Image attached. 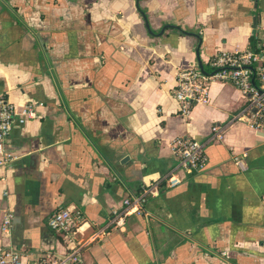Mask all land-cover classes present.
<instances>
[{"label":"crops","instance_id":"crops-1","mask_svg":"<svg viewBox=\"0 0 264 264\" xmlns=\"http://www.w3.org/2000/svg\"><path fill=\"white\" fill-rule=\"evenodd\" d=\"M252 36L264 45V0H0V98L38 113L5 140L0 251L14 246L23 264L66 255L54 211L80 209L89 235L177 163L175 138L206 141L246 97L213 80L185 117L177 73L199 60L210 72L214 53L248 49ZM205 158L149 197L153 219L127 216L82 264H264V121H233Z\"/></svg>","mask_w":264,"mask_h":264},{"label":"built area","instance_id":"built-area-1","mask_svg":"<svg viewBox=\"0 0 264 264\" xmlns=\"http://www.w3.org/2000/svg\"><path fill=\"white\" fill-rule=\"evenodd\" d=\"M210 72L204 73L199 67L191 65L177 73L173 96L180 103V112L188 117L198 103L209 102V82L228 81L242 90L246 97L244 107L225 123H214L211 135L206 141L194 137L179 136L173 140L172 151L178 157L177 163L160 178L141 186L138 193L124 199L122 205L110 209L109 219L89 235H82L79 228L85 221L80 209L62 207L48 218V225L56 232L65 246L64 256L45 254L31 264H82V251L90 244L102 239L114 227H123L125 219L131 214L144 215L153 219L152 213L144 207L149 197L157 196L161 186H175L180 183L179 169H200L204 166L205 146L210 140L224 139L227 126L235 120L246 118L252 126L258 127L264 121V45L260 49L218 51L210 59ZM38 113L33 104H24L18 108L14 103L0 98V164L12 159V154L5 150V140L16 119L26 122ZM235 161L241 164L239 157ZM13 214L7 212L1 224L5 234H10ZM0 264H23L21 253L14 246L0 251Z\"/></svg>","mask_w":264,"mask_h":264},{"label":"trees","instance_id":"trees-1","mask_svg":"<svg viewBox=\"0 0 264 264\" xmlns=\"http://www.w3.org/2000/svg\"><path fill=\"white\" fill-rule=\"evenodd\" d=\"M259 39L256 36H252L250 39L249 48L250 49H260V46H258Z\"/></svg>","mask_w":264,"mask_h":264},{"label":"water","instance_id":"water-1","mask_svg":"<svg viewBox=\"0 0 264 264\" xmlns=\"http://www.w3.org/2000/svg\"><path fill=\"white\" fill-rule=\"evenodd\" d=\"M198 66H199V68H200V70H201L202 72L207 73L206 69L204 68V66H203V64H202V62H201V60L198 61Z\"/></svg>","mask_w":264,"mask_h":264}]
</instances>
